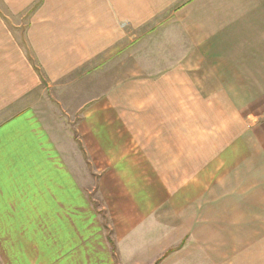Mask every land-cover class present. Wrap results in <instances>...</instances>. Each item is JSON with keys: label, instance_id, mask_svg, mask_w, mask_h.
I'll list each match as a JSON object with an SVG mask.
<instances>
[{"label": "crops", "instance_id": "crops-1", "mask_svg": "<svg viewBox=\"0 0 264 264\" xmlns=\"http://www.w3.org/2000/svg\"><path fill=\"white\" fill-rule=\"evenodd\" d=\"M51 1V20L40 19L46 4L13 31L0 9V264H264V127L262 152L181 137L159 154L150 143L140 168L119 164L125 154L99 138L62 136L30 98L37 72L55 81L92 65L124 43L125 27L136 38L175 27L190 51L183 63L212 66L218 81L259 80L264 105V0ZM78 144L88 161L116 162L100 175L101 207L80 181L89 174L77 168ZM223 156L227 171L208 181L205 168Z\"/></svg>", "mask_w": 264, "mask_h": 264}, {"label": "rangeland", "instance_id": "rangeland-1", "mask_svg": "<svg viewBox=\"0 0 264 264\" xmlns=\"http://www.w3.org/2000/svg\"><path fill=\"white\" fill-rule=\"evenodd\" d=\"M68 3L64 2L66 8ZM51 4V0H0V9L7 18L0 17L13 31V27L31 25V16L45 7L50 13L40 19L51 20ZM11 9L23 10L13 15L8 11ZM124 29L123 44L113 42L93 59L92 65L77 67L71 75L52 81L38 68L41 90L30 93L31 102L46 108L45 114L60 127L62 136L74 133L78 142L91 138L97 139L96 143L99 138L109 145V154H125L119 164L132 163L140 168L149 162L150 143L156 144L159 154L172 146L167 144L176 143L179 148L181 137L187 138L191 147L199 136L211 142L224 136L222 142L241 148L238 153L262 152L264 105L259 80L218 81L212 79L218 75L210 72L212 66L183 63L187 58L183 60L181 53L186 54L189 48L183 40L173 39L174 33L180 38L175 27L174 33L165 32L170 27H161L147 31L141 38L133 37L128 27ZM78 149L77 168L90 175L80 177V181L86 184L89 199L101 207L104 197L99 190L100 175L108 164L116 162L88 161L82 154L86 150L82 151L79 144ZM225 162L219 160L220 167L217 164L212 171L205 168L206 179L211 182L213 176L226 172ZM226 224L221 220L220 231L227 237L230 228ZM259 227L264 232V226ZM236 231L243 233L245 227Z\"/></svg>", "mask_w": 264, "mask_h": 264}]
</instances>
